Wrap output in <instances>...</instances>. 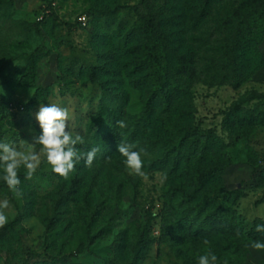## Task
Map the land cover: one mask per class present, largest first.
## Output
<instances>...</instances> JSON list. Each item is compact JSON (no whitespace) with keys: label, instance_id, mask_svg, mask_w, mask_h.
Instances as JSON below:
<instances>
[{"label":"rangeland","instance_id":"374dc122","mask_svg":"<svg viewBox=\"0 0 264 264\" xmlns=\"http://www.w3.org/2000/svg\"><path fill=\"white\" fill-rule=\"evenodd\" d=\"M6 2L0 5V141L26 150L41 133L35 118L41 104H56L69 111L66 130L85 138L79 150L100 152L91 167L82 159L68 179L43 157L31 180L21 168L20 198L0 187V201L10 202L0 264L29 256V264H64L65 257L71 264H198L209 249L217 264H264V250L251 247L264 242V232L256 231L264 225V123L251 117L264 113V66L235 89L226 59L204 63L172 26L173 0ZM149 55L160 59L174 90L169 104L161 95L146 114L155 67L134 66ZM242 99V112L254 119L233 135L225 119ZM191 114L195 126L229 146L226 185L244 192L235 208L248 237L238 251H224L212 239L183 242L169 215L161 121L175 122L174 131L189 126ZM118 120L127 127H117ZM121 142L145 149L146 179L129 174L117 150Z\"/></svg>","mask_w":264,"mask_h":264},{"label":"trees","instance_id":"16d2710c","mask_svg":"<svg viewBox=\"0 0 264 264\" xmlns=\"http://www.w3.org/2000/svg\"><path fill=\"white\" fill-rule=\"evenodd\" d=\"M173 1L177 15L172 26L180 29L183 41L204 63L216 57L225 58L235 89L264 66V0ZM5 3L6 0H0V5ZM150 59L155 62L148 64ZM142 64L155 67L150 73L156 81L152 84L153 94L145 100V113L148 114L161 95L169 104L174 89L159 58L149 55L136 63L134 69L140 70ZM190 91L183 92L187 99L191 97ZM243 104L244 99L236 102L225 119V126L232 134L243 127L246 120L255 118L257 123H264V113L261 118H258L260 115L249 118V111L242 112L246 111ZM189 123L187 127L177 124L172 131L175 122L168 118L161 121V129L166 131L160 136V158L167 178L165 198L169 215L175 220L176 228L182 231L183 242L212 239L224 251H238L248 237L235 208L244 192L226 185L225 172L231 165L229 146L213 130L195 126L192 114ZM2 175L0 169V177ZM5 185L0 178V187ZM66 259L64 264H71ZM32 260L29 256L21 264H29ZM120 264L134 262L120 261Z\"/></svg>","mask_w":264,"mask_h":264},{"label":"clouds","instance_id":"9594fccd","mask_svg":"<svg viewBox=\"0 0 264 264\" xmlns=\"http://www.w3.org/2000/svg\"><path fill=\"white\" fill-rule=\"evenodd\" d=\"M35 118L41 133L33 137V142L29 144L26 150L18 149L12 142L0 141V169L3 173L0 178L17 198L23 195L19 175L21 168L25 170V179L31 180L40 167L43 157L50 165L53 173L68 179L69 174L75 171L77 164L82 159L86 167H91L97 153L100 152L99 147H92L86 153L79 150L77 146L84 145L86 140L79 133L73 134L66 130L69 127L67 108L56 104L46 106L41 104ZM116 124L121 129L127 127L124 120H118ZM37 145L40 146L39 151L36 150ZM137 147L134 143L121 142L117 145V150L124 158L123 163L129 174L146 179L147 173L143 170L144 161L142 159V153H145V149L136 150ZM9 207L8 199L0 201V228L8 223L6 210ZM256 231L264 232V225H257ZM204 244H209V241L205 239ZM251 247L258 251L264 250V242L253 241ZM217 260V256L209 249L206 254L198 257V264H217Z\"/></svg>","mask_w":264,"mask_h":264}]
</instances>
